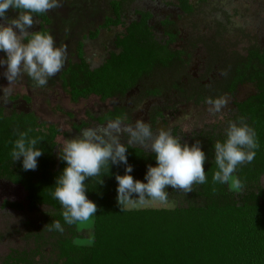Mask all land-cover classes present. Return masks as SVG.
<instances>
[{"label":"trees","instance_id":"obj_1","mask_svg":"<svg viewBox=\"0 0 264 264\" xmlns=\"http://www.w3.org/2000/svg\"><path fill=\"white\" fill-rule=\"evenodd\" d=\"M108 5L109 14L97 28L88 31L89 38H97L101 29L123 23L122 0H109ZM187 9L192 10L191 5ZM36 15L46 25L53 22L47 13ZM149 17L150 14L143 13L139 20L132 21L117 38L118 51L111 53L96 69L86 64L84 43L78 42L76 54L82 62L77 66L69 63L59 76L73 101L91 95L107 100L127 93L157 64L169 65L174 61L176 55L169 45L176 36L168 33L166 39L158 37L149 25ZM41 32L50 33V30L44 28ZM243 64L236 81L252 80L256 92L237 103V114L255 130L259 142L255 159L250 164L239 165L234 173L243 182V189L235 193L226 184L213 183L212 176L218 170L213 145L219 140L212 138H208L207 145L202 144L207 155L204 165L207 183L194 184L190 193L166 189L168 199L183 198L186 201L183 206L120 210L116 202L115 175L124 174V165L111 166L110 170L105 166L99 176L85 181L88 198L98 206L94 221L95 243L91 246L73 243L78 237L77 225L64 223L63 208L50 195L55 178L65 167L54 152L56 126L39 123L33 113L6 116L0 109V180L12 188L1 195L0 212L35 214L42 208L48 209L36 219H26L34 246L12 249L4 264H264V188L261 186L264 48L251 49ZM11 99L31 103L26 95H13ZM118 117L124 120L121 109L109 111L97 120L105 123ZM21 131L42 139L38 147L44 154L38 158L35 171H24L19 161L12 162L10 152L17 139L15 133ZM127 155L135 179L143 180L147 166H155L154 154L143 148L130 147ZM54 220L61 222L63 233L49 231ZM45 249L55 257L46 259ZM39 255L43 257L37 259Z\"/></svg>","mask_w":264,"mask_h":264},{"label":"rangeland","instance_id":"obj_2","mask_svg":"<svg viewBox=\"0 0 264 264\" xmlns=\"http://www.w3.org/2000/svg\"><path fill=\"white\" fill-rule=\"evenodd\" d=\"M186 1L192 10L188 11L184 0H122L123 23L102 29L95 39L89 38L87 33L97 28L109 14V0H59L61 6L47 12L53 21L50 25L34 14L35 25L30 31L49 28L56 46L66 49L65 64L43 88L35 87L26 75L18 79L11 86V95L3 97L0 94V109L6 116L33 113L39 123L55 125L58 130L54 150L57 157L59 147L66 140L77 138L83 129L105 125L107 122L100 123L97 118L116 109L125 111L124 125L134 126L135 121L141 119L154 132L168 130L182 143L200 140L207 145L208 138L225 140L229 123L239 118L237 103L256 92V84L252 80L236 81V77L244 68L243 63L250 50L264 48V0ZM138 11L151 13L150 25L158 37L166 39L165 32L176 36L170 45L176 54L174 61L169 65L157 64L128 93L116 94L107 100L91 95L73 101L59 76L69 63L77 66L82 62L76 54L78 42L84 43V60L89 68L100 67L111 53L118 51L117 38L125 33L131 21L139 18ZM16 14L13 10L7 13L9 18ZM7 84L0 75V86L7 87ZM17 94L30 97L31 103L11 99ZM221 97L226 100V105L220 112H210L211 105L206 101ZM120 139L126 143L127 134H122ZM137 147L148 151L143 146ZM261 186L264 188V175ZM10 191L11 185L0 180V197ZM168 200L167 206L152 202L147 206L126 208L186 205L183 198ZM47 211V208H42L35 214L0 212V264H4L12 249L34 246L26 219H36ZM92 219L90 231L94 234L95 217ZM78 228L77 225V238L86 239L89 229ZM44 251L46 259L55 257L49 249ZM39 257L43 256L39 255L37 259Z\"/></svg>","mask_w":264,"mask_h":264},{"label":"clouds","instance_id":"obj_3","mask_svg":"<svg viewBox=\"0 0 264 264\" xmlns=\"http://www.w3.org/2000/svg\"><path fill=\"white\" fill-rule=\"evenodd\" d=\"M59 0H0V73L8 82L0 86V94H12V85L26 75L37 88L47 85L50 78L63 68L66 49L57 47L49 32L30 31L35 25L34 14H45L59 8ZM9 10L17 14L9 18ZM239 26V25H237ZM209 111L220 112L226 100L209 98ZM127 134L126 143L120 137ZM10 152L12 162L19 161L24 171H35L38 158L44 150L38 147L40 138L29 136L28 131L15 133ZM143 146L155 157V166L148 165L143 180L132 175L133 166L128 162V149ZM259 147L256 132L248 126L243 117L230 122L226 139L214 145V159L217 171L212 176L213 183L226 184L229 190L240 192L244 185L234 173L239 165L250 164ZM58 158L65 163L62 172L55 178L54 189L50 192L54 200L63 208L62 217L67 225L88 228L86 239L75 238L77 246L95 243L90 231L97 205L87 196L85 181L99 176L105 166L124 165V174H116V202L120 210L124 207L147 206L152 202L169 204L166 189L183 190L190 193L193 185L207 183L205 163L207 155L201 142L182 143L170 131L156 132L144 120L137 119L134 126L124 125L121 118L107 121L103 126L83 129L77 138L66 140L59 147ZM103 184V180L100 181ZM48 225V224H47ZM49 231L64 232L59 220H54Z\"/></svg>","mask_w":264,"mask_h":264},{"label":"flooded vegetation","instance_id":"obj_4","mask_svg":"<svg viewBox=\"0 0 264 264\" xmlns=\"http://www.w3.org/2000/svg\"><path fill=\"white\" fill-rule=\"evenodd\" d=\"M184 3L186 4V7L188 8V6H189L188 2H187L186 0H184ZM123 10H124V5H123ZM138 12H139V13H138L139 18H138L137 20H139V19L142 17L143 13H148V14H150V17H149V25H150V20H151V17H152L151 13H149V12H143V11H138ZM122 20H123V19H122ZM135 20H136V19H135ZM133 21H134V20H133ZM131 22H132V21H131ZM131 22H130V23H131ZM130 23H129V24H130ZM100 24H101V23H100ZM150 26H151V25H150ZM111 27H113V26H111ZM101 30H102V29H101ZM101 30H100V31H101ZM168 33H169V32H165V34H168ZM171 44H172V43H171ZM171 44H170V45H171ZM170 45H169V47H170ZM170 49H171V48H170ZM172 51H173V50H172ZM175 55H176V54H175ZM135 87H136V86H135ZM135 87H134V88H135ZM134 88H133V89H134ZM130 91H131V90H130ZM130 91H129V92H130ZM127 93H128V92H127ZM121 110H122V113H123V115H124V112H125V111H124L123 109H121ZM105 123H106V122H105Z\"/></svg>","mask_w":264,"mask_h":264}]
</instances>
